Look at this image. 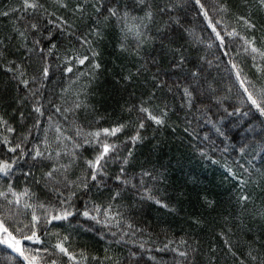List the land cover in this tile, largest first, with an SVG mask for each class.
<instances>
[{"label": "snow or ice", "instance_id": "6c2138e0", "mask_svg": "<svg viewBox=\"0 0 264 264\" xmlns=\"http://www.w3.org/2000/svg\"><path fill=\"white\" fill-rule=\"evenodd\" d=\"M189 13L208 32L206 42L197 38L206 49L228 57L229 45L238 47L237 55L242 52L264 74V0H19L0 12L15 16L10 32L0 34V71L7 76L0 82V245L20 258L17 264H218L220 256L231 257V264H264V163L255 165L257 154L264 161V119L260 133L246 136L239 148L242 158L252 156L248 166L238 164V173L225 165L226 179L237 187V213L234 224L215 233L220 256L212 245L202 251L200 215L189 216L178 237L167 221L152 228L136 218L146 206L177 212L171 197L161 194L164 166L136 156L150 127L173 134L180 128L190 143L201 141L195 150L211 160L219 148L209 132L225 153L242 125L256 132L248 121L225 124L227 117H247L253 109L264 117V88L257 89L238 63L227 61L229 84L223 86L229 94L236 88V106L222 94L208 53L189 54ZM105 41L122 61L114 84L129 97L121 118L111 122L91 102L105 71ZM201 199L214 210L215 201ZM78 216L105 227L123 222L126 230L111 232L109 243L132 247L126 254H109L106 247L103 256L94 255L77 248L70 234L49 231L54 222L71 224ZM153 253H171V259Z\"/></svg>", "mask_w": 264, "mask_h": 264}, {"label": "trees", "instance_id": "16d2710c", "mask_svg": "<svg viewBox=\"0 0 264 264\" xmlns=\"http://www.w3.org/2000/svg\"><path fill=\"white\" fill-rule=\"evenodd\" d=\"M234 2H238V0H234ZM18 5L19 0H0V12L7 11L10 7ZM189 19L191 23L188 27L193 29V34L187 38L188 44L186 46L188 52L193 56L198 53H208V59L213 61V67L210 70L214 76L222 78L221 92L229 96L228 104L239 106V100L234 95L236 88H233V94L225 92L223 88L224 85L229 84L230 66L227 64L229 59H233L234 62L238 63L240 67L243 68L244 74L247 75L248 80H250L257 89L264 88V74L257 72L256 69L252 67L251 60L245 58L242 52L237 55L239 51L238 47L233 49V47L229 45L228 57L222 55V50H217L216 48L211 50L206 49L205 43L200 42L197 38L206 42L208 32L201 31L204 25L195 17V13H189ZM14 20L15 16L7 18L0 16V34L9 33L12 21ZM73 43L75 42L73 41ZM100 50L102 51V62L105 71L99 74V79L96 81L93 88L95 95L91 102L99 109V114L106 115L109 122H111L121 118V106L129 97L127 92L119 89L114 84V77L118 78L116 77V73L119 71V66L122 61L115 52L112 43L105 41L100 46ZM216 57H219V59H216ZM5 80H7V76L0 71V82ZM231 80L234 82V74ZM231 110L232 109L229 108V111ZM247 110V106L242 109V111ZM25 111H27V109H25ZM0 112H4V109L0 108ZM10 119L15 125V117H11ZM89 119H92V117L89 116ZM260 119H264V117H259L255 109H253L247 117H242L240 114H237L236 116L226 118L224 121L225 124H228L230 121H248L251 125H255L256 127V132L251 133L250 131H246L249 127L248 124L242 125L238 138L231 141L232 148H230L227 153L223 152L224 145L219 144V140L215 133L209 132L208 134L211 136V140L214 141L219 148V150H214V155L210 153L211 160L201 158L195 150V145L201 143V141L199 139H194L190 143L180 128L177 129L175 134L171 132L170 128H161L159 131H154V129L150 127L144 132L143 135L149 139L142 145H137L136 156L139 160H150L152 163L156 164L158 168L160 165L164 166L161 171L166 170L167 184L163 186L166 188V193L162 192L161 194H166L171 197L173 201L171 206H174L177 212L174 215H167L165 212L158 211L156 206H152L151 208L146 206L143 216L139 213L136 214L138 221H144V224L141 226L151 225L152 228H156L158 224L163 226L161 224L162 221H167L170 226V231L175 233L178 237L182 235L181 228L185 230L188 229V225L185 223L186 219L193 214L200 215L205 221L203 228L197 230V236L203 243L202 251L207 254L209 245H212L217 248V255L220 256L222 241L218 237H215V233L234 224V217L237 213L234 202V194L237 192V187L234 181L226 179L225 165L232 167L238 173L241 171L238 164L244 165L245 167L248 166L245 162L251 160L252 156L247 155L242 158L239 153V148L247 142L245 140L246 136L252 138L260 133ZM169 123H171V121ZM103 126L107 125L105 124ZM44 127H47L46 120ZM210 127L211 126L206 125L205 131L207 132ZM0 131H2V129H0ZM229 131L235 132L236 129L235 127H231ZM48 134L49 137H52L55 133L50 129ZM204 134L205 133L202 132L200 136L202 137ZM121 139H124V136H121ZM232 149H235V151ZM213 160L217 161V163H212L211 161ZM262 163H264V161H262L260 155L257 154L255 157L256 167H261ZM256 191L258 192L259 189H256ZM177 193H183V196L178 197ZM202 197H207V199L216 202L214 210H210L205 206L201 199ZM226 221L228 222L227 224ZM122 229L126 230L123 222H121L119 227L115 221L105 227L104 225H97L93 221H86L81 216L72 220L71 224L58 221L49 226L50 232L60 231L63 234H70L77 248H86L91 254L100 256H103V250L106 247L111 248L109 254H126L128 252L129 248L132 247L131 244L124 246L115 243L110 245L109 243L115 239L111 236V232L120 234ZM144 238L146 239L147 237ZM129 239V237H125V240ZM160 239L162 240L164 237L161 236ZM233 240H235V237H233ZM25 247L35 246L32 245L31 242L25 241ZM241 251H243V249H241ZM153 254L157 256V259H171V253ZM239 255L238 252V256ZM240 258L242 259L243 257L241 256ZM231 259V257L225 258L220 256L218 264H225V260H227V264H231ZM19 260L20 258L10 249H7L4 245H0V264H17Z\"/></svg>", "mask_w": 264, "mask_h": 264}]
</instances>
